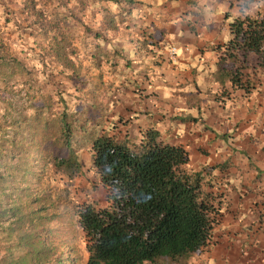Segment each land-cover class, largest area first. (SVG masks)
Instances as JSON below:
<instances>
[{"label": "rangeland", "instance_id": "obj_1", "mask_svg": "<svg viewBox=\"0 0 264 264\" xmlns=\"http://www.w3.org/2000/svg\"><path fill=\"white\" fill-rule=\"evenodd\" d=\"M246 1L0 0V264H87L79 207L108 206L87 137L116 124L140 138L181 118L180 99L162 93L165 64L178 56L175 33L214 27L225 42L233 18L264 7ZM65 110L83 125L74 142L82 170L74 176L56 166Z\"/></svg>", "mask_w": 264, "mask_h": 264}, {"label": "trees", "instance_id": "obj_2", "mask_svg": "<svg viewBox=\"0 0 264 264\" xmlns=\"http://www.w3.org/2000/svg\"><path fill=\"white\" fill-rule=\"evenodd\" d=\"M253 1L244 5L249 7ZM260 6L255 15L243 11L233 18L232 38L220 57L224 74L245 91L252 88L248 72H264V7ZM78 124L74 114L63 112L64 156L56 166L70 176L82 170L80 147H74L83 126ZM141 133L134 138L130 130L114 124L87 137L108 202L101 208L95 203L79 207L87 264H158L163 259L183 264L213 243L221 219L219 206L226 200L202 172L187 170L190 155L184 146L163 141L155 128Z\"/></svg>", "mask_w": 264, "mask_h": 264}, {"label": "crops", "instance_id": "obj_3", "mask_svg": "<svg viewBox=\"0 0 264 264\" xmlns=\"http://www.w3.org/2000/svg\"><path fill=\"white\" fill-rule=\"evenodd\" d=\"M213 28L199 36L175 33L178 56L163 70L162 93L180 99L182 117L156 130L163 141L187 148L196 159L192 172L212 180L213 190L221 188L226 200L219 206L221 219L212 245L183 264H264V72L255 71L249 92L230 80L223 82L220 57L232 35L220 42ZM224 87L228 93L219 98Z\"/></svg>", "mask_w": 264, "mask_h": 264}]
</instances>
